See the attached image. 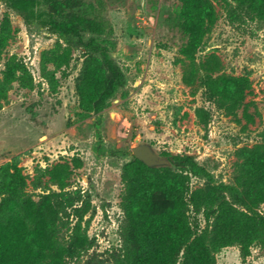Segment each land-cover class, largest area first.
<instances>
[{
	"label": "rangeland",
	"instance_id": "rangeland-1",
	"mask_svg": "<svg viewBox=\"0 0 264 264\" xmlns=\"http://www.w3.org/2000/svg\"><path fill=\"white\" fill-rule=\"evenodd\" d=\"M211 2L218 20L205 34L196 64L214 53L225 74L250 80L245 102L253 122L246 129L242 109L237 124L202 88L193 95L182 82L187 35L180 0H66L60 11L39 6L61 20H88L92 28L82 39L59 37L37 20L27 23L0 0V168L20 173L24 196L36 205L52 192L75 196L57 220L59 241L69 252L65 264H125L123 195L129 183L123 168L138 146L157 158L155 165L143 162L148 167L180 171L181 158L191 156L205 170L189 177L198 205L187 198L188 216L214 264H264V201L253 208L259 219L250 245L212 246L217 207L243 208L236 152L262 142L264 12L247 0ZM91 39L123 78L99 112L80 105L85 68L102 61L85 49ZM57 166L66 167L62 181L55 179ZM18 210L0 209V224Z\"/></svg>",
	"mask_w": 264,
	"mask_h": 264
},
{
	"label": "trees",
	"instance_id": "trees-1",
	"mask_svg": "<svg viewBox=\"0 0 264 264\" xmlns=\"http://www.w3.org/2000/svg\"><path fill=\"white\" fill-rule=\"evenodd\" d=\"M6 5L29 23L39 24L59 37L82 39L92 24L83 18L61 20L49 16L39 6L60 11L64 0H4ZM250 7L264 12V0H247ZM179 19L187 41L181 49L182 82L194 95L204 90L208 101L215 102L237 124L241 118L246 129L253 122L245 99L251 93V82L223 72L220 58L211 53L196 64V55L205 34L216 24L218 14L211 0H180ZM230 19H236L232 12ZM92 54H101L102 61L86 66L80 87V105L85 111L99 112L104 100L122 83V73L95 39L84 45ZM242 109V117L238 111ZM262 142L241 147L236 152L238 176L242 187L239 209L221 203L216 209L212 246L221 248L242 243L250 245L255 237L253 208L264 201V130ZM180 171L168 167L151 168L134 158L123 168L128 181L123 195L128 222L123 233L125 264H214L213 256L201 235L195 236L188 216V200L198 205V195L189 193L190 175L201 177L206 172L193 157L184 156ZM66 167H55V179L65 178ZM24 179L18 171L0 168V209L17 206L6 222L0 224V264H65L69 254L58 238L57 220L61 213L73 206L71 193L52 192L39 205L25 198ZM188 198V200H187ZM205 204H208L205 202ZM253 215H252V214ZM63 225V224H61ZM80 245L79 243L77 244ZM80 247V246H79Z\"/></svg>",
	"mask_w": 264,
	"mask_h": 264
},
{
	"label": "water",
	"instance_id": "water-1",
	"mask_svg": "<svg viewBox=\"0 0 264 264\" xmlns=\"http://www.w3.org/2000/svg\"><path fill=\"white\" fill-rule=\"evenodd\" d=\"M133 152V155L136 159L144 162L145 164L151 166V165H155L157 164V158L155 157V155H153L151 153V151L149 150V148L145 147V146H138V147H135L133 148L132 150ZM150 154V155H153V159L152 161L151 160H148L147 158V155Z\"/></svg>",
	"mask_w": 264,
	"mask_h": 264
},
{
	"label": "bare ground",
	"instance_id": "bare-ground-1",
	"mask_svg": "<svg viewBox=\"0 0 264 264\" xmlns=\"http://www.w3.org/2000/svg\"><path fill=\"white\" fill-rule=\"evenodd\" d=\"M147 158H148V160H151V161H152V159H153V155L148 154V155H147ZM153 160H154V159H153Z\"/></svg>",
	"mask_w": 264,
	"mask_h": 264
}]
</instances>
